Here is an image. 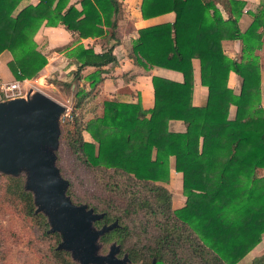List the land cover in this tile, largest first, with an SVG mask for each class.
<instances>
[{
	"label": "trees",
	"instance_id": "16d2710c",
	"mask_svg": "<svg viewBox=\"0 0 264 264\" xmlns=\"http://www.w3.org/2000/svg\"><path fill=\"white\" fill-rule=\"evenodd\" d=\"M23 1L0 0V53L9 52L6 66L13 78L38 75L47 57L33 36L41 25H61L73 39L47 53L65 50L75 64L72 79H84L92 92L103 79V68L115 62L112 50L119 42L121 0H80L79 10L67 6L68 0L21 6ZM244 6L243 0H141L142 18L173 12L174 19L139 28L128 57L145 70L158 66L177 71L182 81L152 75L151 108L143 109L139 101L104 100L84 120L85 112L79 110L85 93L60 122L59 141L99 184L100 193L91 204L104 215L95 225L117 221L100 241L119 243L121 253L127 251L134 264H150L152 258L155 264H237L261 240L264 177L255 169L264 168V111L253 50L261 45L264 0L255 11H245L251 22L241 32L237 20ZM87 37L111 43L95 52L79 43ZM225 39L241 42L245 61L223 55ZM192 59L198 62L199 83L207 90L201 106L191 104ZM85 67L94 70L82 76ZM229 71L241 79L237 94L226 86ZM171 120L182 122L184 130L170 131ZM83 131L93 142L83 139ZM169 157L181 174L184 203L177 208L163 185L168 181ZM67 194L79 203L70 185ZM0 199L39 228L47 240L48 260L73 264L67 252L55 249L58 235L48 233L45 218L33 212L21 177H0ZM250 264H264V252Z\"/></svg>",
	"mask_w": 264,
	"mask_h": 264
},
{
	"label": "water",
	"instance_id": "95a60500",
	"mask_svg": "<svg viewBox=\"0 0 264 264\" xmlns=\"http://www.w3.org/2000/svg\"><path fill=\"white\" fill-rule=\"evenodd\" d=\"M65 107L39 90L0 100V174L22 178L31 194L34 213L41 214L48 233H56L55 249L67 252L74 264H132L115 241L101 253L100 238L117 226L114 220L99 227L104 213L86 203H73L68 181L56 165L60 118ZM150 264H155L154 258Z\"/></svg>",
	"mask_w": 264,
	"mask_h": 264
},
{
	"label": "crops",
	"instance_id": "0c3cea01",
	"mask_svg": "<svg viewBox=\"0 0 264 264\" xmlns=\"http://www.w3.org/2000/svg\"><path fill=\"white\" fill-rule=\"evenodd\" d=\"M36 1L37 0H25L21 3V6L27 3L35 4ZM79 1L80 0H68L67 6H73L79 10ZM243 1L245 2V6L243 7L242 14L237 20V27L241 32L244 31L251 22V17L245 11H255L261 0ZM140 2L141 0H121L120 13L117 16L119 42L112 50V53L115 56V62L108 64L103 68V72L100 74L103 79L96 84L95 89L91 92L94 96V98L91 96V99L96 100L95 103H99V105L102 101L111 99L123 103H136L139 101L141 107L146 110L151 108L153 104L150 82V77L152 75L164 77L177 82L182 81V76L177 71L158 66H153L149 70H145L142 67L134 65L132 60L128 57L131 42L137 37V30L139 28L163 22H172L174 19L173 12H166L149 18H142L139 10ZM220 14L223 19L226 18V14L222 10H220ZM258 31L261 34V45L253 50V55L257 58L259 65L260 104L264 111V28L259 29ZM33 39L37 44V48L47 57V63L40 71L44 73L39 78L44 79L50 76L62 77L63 74L69 78L72 77L75 64L73 63V59L66 55L65 50L59 53H47L48 50L53 47L69 43L70 40L73 39L69 32H67L61 25L54 27L41 25L33 36ZM79 43L84 47H91L95 52H101L105 47L110 45L111 41H107V39L101 37H87L81 38ZM241 47L242 44L237 39H225L221 41L223 55L235 61H245V56L244 58L241 57ZM9 59L10 54L8 51H2L0 53V84L9 83L15 80L6 66V62ZM191 65L193 79L191 104L194 106H201L206 100L207 90L199 83V68L197 60L192 59ZM93 70V67H85L81 71V74L82 76H85ZM30 80L31 79H24L23 81ZM240 82L241 79L237 74L233 71L228 72L226 86L232 91V93L237 94L239 92ZM80 83L87 86V82H85L84 79H80ZM72 86L73 85H71V87ZM233 114L234 106L230 105L229 118H231ZM168 129L174 132H181L184 130V124L180 121L171 120L168 122ZM83 139L85 141L93 142L92 139L86 140L84 137ZM168 160L171 172L173 158L169 157ZM257 169L260 170L264 168H256L255 170ZM176 174L180 175L179 172H176ZM180 198H182L184 202V197ZM176 199V202L180 203V199ZM259 247L260 245L255 249H258Z\"/></svg>",
	"mask_w": 264,
	"mask_h": 264
},
{
	"label": "rangeland",
	"instance_id": "374dc122",
	"mask_svg": "<svg viewBox=\"0 0 264 264\" xmlns=\"http://www.w3.org/2000/svg\"><path fill=\"white\" fill-rule=\"evenodd\" d=\"M43 73H38L36 77L25 83V86L33 85L35 90L43 92L65 107L59 124L64 116L69 115V111L75 105L78 97L85 93L87 95L84 97L83 104L79 110L85 112L84 120L90 118L93 112L97 111V108L93 107H99V103H95L96 100L91 99V92L86 85L80 83V80L69 78L65 74L62 77L39 78ZM71 85L73 86L71 87ZM77 91L80 92L76 94ZM76 110L78 111L77 108ZM83 137L86 140H91L86 132H83ZM56 165L61 176L68 180L74 199L79 203H86L89 207H92L91 200L93 196L100 193L99 184L93 173L67 151L62 141H59L56 151ZM255 172L257 176L264 177V169H257ZM2 176L0 174V177ZM163 185L172 196V207L177 208L183 205L184 202L180 198L183 197L181 193V174L177 175L173 166L170 172L169 160L168 181ZM176 198L180 199V203L176 202ZM261 240L258 243L260 247L252 252L251 249L237 264H250V260L253 257L262 254L264 252V232L261 234ZM107 244L104 243L101 253L106 251ZM46 251L47 240L41 235L39 228L34 225V222L24 217L22 213L4 205L0 199V264H54L51 259L48 260ZM121 251L120 246V253ZM123 253H127V251H123ZM71 263L73 262L71 261Z\"/></svg>",
	"mask_w": 264,
	"mask_h": 264
},
{
	"label": "built area",
	"instance_id": "2783aa9c",
	"mask_svg": "<svg viewBox=\"0 0 264 264\" xmlns=\"http://www.w3.org/2000/svg\"><path fill=\"white\" fill-rule=\"evenodd\" d=\"M23 80H14L9 83L0 84V100L25 96L27 91L30 88H33V85L25 86V83H28L29 81Z\"/></svg>",
	"mask_w": 264,
	"mask_h": 264
}]
</instances>
